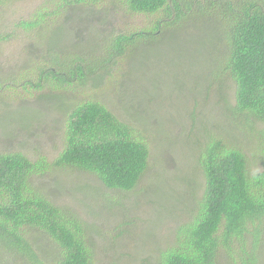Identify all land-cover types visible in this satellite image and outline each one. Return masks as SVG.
<instances>
[{
    "label": "trees",
    "instance_id": "trees-1",
    "mask_svg": "<svg viewBox=\"0 0 264 264\" xmlns=\"http://www.w3.org/2000/svg\"><path fill=\"white\" fill-rule=\"evenodd\" d=\"M83 3L98 9L102 23L112 12L151 19L138 25L131 20L107 32L94 30L81 47L65 44L64 24L56 23L68 6ZM43 6V13L16 25L26 33L39 32L42 23L52 17L55 23L47 32L55 29L57 37L54 42V34H50L45 54L24 83L29 89H75L88 83L96 86L121 66L126 68L123 80L129 82L135 71L133 60L147 48L171 40L180 44L191 40V47L196 49L199 43H209L207 52L198 51L201 57L197 66L206 71L207 79L203 98L214 103L228 130L204 119L195 126L192 113L199 104L193 98L189 105L192 110L187 113L193 121L188 132L194 128L196 132L186 143L193 148L191 173L200 170L203 190L190 207L187 221L174 229L171 243L163 248L148 246L150 256L141 262L262 263L264 0H44ZM58 30H64L60 36ZM228 84L233 89V105L225 96ZM249 141L256 146L259 172L248 169L244 142ZM62 142L52 162L31 161L20 152H0V238L24 250L27 243L21 229L31 227L45 232L56 243V264H96L88 239L92 227L88 230L73 212L48 201L32 185V179L55 167L92 175L109 191L132 192L148 170L149 149L135 128L92 100L76 104L67 113ZM107 204L104 207L109 212L113 208ZM128 219L115 226L117 237L128 235L129 230L136 234L138 224ZM122 226L129 228L120 231Z\"/></svg>",
    "mask_w": 264,
    "mask_h": 264
},
{
    "label": "rangeland",
    "instance_id": "rangeland-1",
    "mask_svg": "<svg viewBox=\"0 0 264 264\" xmlns=\"http://www.w3.org/2000/svg\"><path fill=\"white\" fill-rule=\"evenodd\" d=\"M43 5L44 0L0 2V152H20L31 161L52 162L62 149L67 113L83 101L101 103L120 121L135 128L148 146L149 165L134 191H109L92 175L55 167L31 183L48 201L77 215L88 230L92 227L88 239L96 264H142L150 256L148 246L163 248L171 243L174 229L187 221L190 207L203 190L200 170L191 173L193 148L186 143L196 132L195 128L188 132L193 121L187 113L192 110L189 105L193 98L199 104L192 113L195 126L204 119L228 130L214 103L203 98L207 79L206 71L197 66L201 57L198 51L207 52L209 43H199L196 49L191 47V40L182 44L171 40L147 48L133 60L135 71L129 82L123 80L126 68L121 66L96 86L88 83L75 89H29L24 83L45 54L50 34L56 32L47 30L55 23L52 17L42 23L39 32L26 33L16 25L43 13ZM98 14V9L87 3L68 6L56 23L64 24L65 44L81 47L94 30L107 32L131 20L138 25L151 19L112 12L102 23ZM63 31L58 30L57 35ZM228 85L225 96L233 105V89ZM244 145L248 169L259 172L256 146L250 141ZM105 203L113 208L111 212L105 209ZM125 218L138 224L137 232L129 230L128 235L117 237L115 226ZM21 234L27 243L24 250L0 238V264L57 263L59 248L45 232L26 226ZM263 261L262 255L260 264Z\"/></svg>",
    "mask_w": 264,
    "mask_h": 264
}]
</instances>
